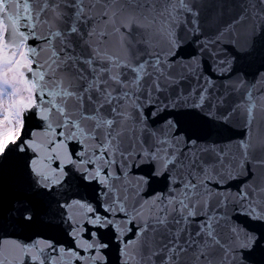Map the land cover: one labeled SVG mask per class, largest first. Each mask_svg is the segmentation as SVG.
<instances>
[{
    "label": "snow or ice",
    "instance_id": "obj_1",
    "mask_svg": "<svg viewBox=\"0 0 264 264\" xmlns=\"http://www.w3.org/2000/svg\"><path fill=\"white\" fill-rule=\"evenodd\" d=\"M0 264H264V0H0Z\"/></svg>",
    "mask_w": 264,
    "mask_h": 264
}]
</instances>
